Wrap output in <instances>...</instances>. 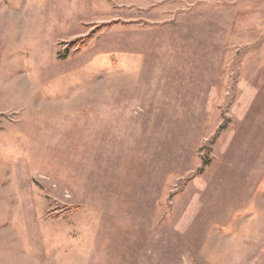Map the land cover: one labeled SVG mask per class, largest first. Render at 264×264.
<instances>
[{"label":"rangeland","instance_id":"obj_1","mask_svg":"<svg viewBox=\"0 0 264 264\" xmlns=\"http://www.w3.org/2000/svg\"><path fill=\"white\" fill-rule=\"evenodd\" d=\"M0 264H264V0H0Z\"/></svg>","mask_w":264,"mask_h":264}]
</instances>
